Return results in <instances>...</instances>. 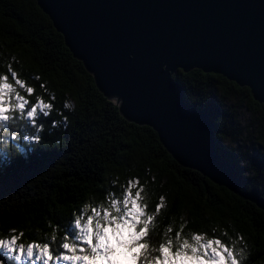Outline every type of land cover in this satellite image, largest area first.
Segmentation results:
<instances>
[{"label":"trees","instance_id":"trees-1","mask_svg":"<svg viewBox=\"0 0 264 264\" xmlns=\"http://www.w3.org/2000/svg\"><path fill=\"white\" fill-rule=\"evenodd\" d=\"M9 66L34 89L29 95L14 85L29 105L43 100L53 108L39 118L41 141H16L22 152L14 144L4 145L0 136V237L15 230L24 243L53 235L58 243L83 206L106 203L109 191L119 196L131 181L133 192L143 189L148 212H155L163 198L153 241L169 228L173 238L177 231L189 239L206 234L205 239L218 238L226 246H246L243 264H264V211L180 166L150 127L124 119L34 0H0V75L8 74ZM171 79L180 83L184 104L212 120L214 146L234 166L239 189L263 194L264 106L246 87L220 74L176 69ZM9 82L14 84L10 75ZM63 117L66 125L50 127ZM16 132L30 134L13 126ZM0 259H5L2 254Z\"/></svg>","mask_w":264,"mask_h":264},{"label":"water","instance_id":"water-1","mask_svg":"<svg viewBox=\"0 0 264 264\" xmlns=\"http://www.w3.org/2000/svg\"><path fill=\"white\" fill-rule=\"evenodd\" d=\"M97 90L150 127L171 158L264 211L216 151L212 120L184 104L176 69L216 73L264 106V0H34Z\"/></svg>","mask_w":264,"mask_h":264},{"label":"snow or ice","instance_id":"snow-or-ice-1","mask_svg":"<svg viewBox=\"0 0 264 264\" xmlns=\"http://www.w3.org/2000/svg\"><path fill=\"white\" fill-rule=\"evenodd\" d=\"M9 75L14 78V84L9 82ZM14 85L29 95L34 92L10 66L8 74L0 75V136L12 133L16 126L30 134L16 132L11 135L13 141L23 138L39 142L43 139V124L38 122L39 118L48 117L53 105L43 100L29 105ZM65 107L71 106L66 103ZM62 124H67V117L53 121L50 127L55 129ZM132 188L130 181L119 196L109 191L106 203L83 206L65 225L58 243L55 235L40 242L20 243L23 234L18 236L11 230L7 238H0V254L5 258L0 259V264H5V260L15 264L24 261L32 264H117L111 259L117 248L131 253V260L139 264H243L246 246H226L218 238L205 239L206 234H193L189 239L177 231L173 238L169 228L162 239L153 241L155 216L163 207V198L155 212H148L141 198L143 189L133 192ZM238 240L243 238L238 237ZM154 252L158 255H152Z\"/></svg>","mask_w":264,"mask_h":264},{"label":"rangeland","instance_id":"rangeland-1","mask_svg":"<svg viewBox=\"0 0 264 264\" xmlns=\"http://www.w3.org/2000/svg\"><path fill=\"white\" fill-rule=\"evenodd\" d=\"M14 100V96L10 98V102H12ZM14 134L13 132L8 134L7 136H3L2 137V141L5 144H14L15 145V148L16 150L22 152L24 150V147L20 144H18L16 141H13L11 139V135ZM6 140V143L4 142ZM28 140V139H26ZM0 154H2V149H0ZM125 235H126V232H125ZM0 238H7V237H0ZM20 243H24V242H21L19 240ZM29 243H32V242H28V243H25V244H29ZM113 245H115V240H113ZM33 259H35V257H33ZM111 259L115 262H117V264H129L131 262V253H126V250L125 249H122V248H117L116 252L111 256ZM21 264H32L31 261H24V262H21ZM37 264H42V262H37Z\"/></svg>","mask_w":264,"mask_h":264}]
</instances>
